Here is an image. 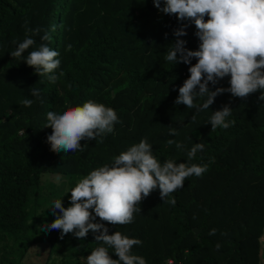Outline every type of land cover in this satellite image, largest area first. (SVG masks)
I'll use <instances>...</instances> for the list:
<instances>
[{
	"label": "trees",
	"instance_id": "obj_1",
	"mask_svg": "<svg viewBox=\"0 0 264 264\" xmlns=\"http://www.w3.org/2000/svg\"><path fill=\"white\" fill-rule=\"evenodd\" d=\"M182 23L189 22L160 12L153 0H0V264H85L102 245L91 231L83 239L71 233L61 239L62 230L41 231L56 218L48 208L56 199L69 207L79 180L111 166L114 157L145 138L161 163L189 162L187 152L203 143L189 163L208 164L207 171L171 194L175 205L164 203L157 188L142 200L133 223L112 225L99 217L96 222L109 234L140 239L132 252L147 264H264V100L259 98L264 90L246 98L225 92L202 111L177 105L191 65L164 57ZM36 28L38 35L27 32ZM186 30L181 39L198 50L195 24ZM45 33L50 40H41ZM26 34L36 42L28 51L41 43L59 51L54 73L39 76L23 57L11 56ZM197 62L194 58L192 65ZM229 81L230 76L209 88H228ZM31 88L39 89V96ZM26 98L31 106L20 104ZM89 100L115 109L114 131L81 141L83 151H51L47 113ZM225 105L235 124L212 131L210 118ZM170 129L179 135H170ZM169 139L183 149L167 145ZM56 177L68 190L52 186L44 193L47 179ZM37 244L47 250L33 251ZM109 253L118 259L112 249Z\"/></svg>",
	"mask_w": 264,
	"mask_h": 264
},
{
	"label": "clouds",
	"instance_id": "obj_2",
	"mask_svg": "<svg viewBox=\"0 0 264 264\" xmlns=\"http://www.w3.org/2000/svg\"><path fill=\"white\" fill-rule=\"evenodd\" d=\"M154 6L166 15H175L179 21H188L174 30L176 40L171 44L164 59L175 65L184 63L189 67L190 77L179 87L177 105H186L189 109L202 111L210 108L215 98L225 92L233 97L246 98L249 94L264 90V0H153ZM208 17L206 20L205 17ZM195 24V35L200 43L198 50L186 47L187 41L181 39L187 35V28ZM55 30V29H53ZM40 29H27L28 33L38 35ZM167 36V34H165ZM45 33L42 41L50 40ZM15 43V41H14ZM35 40L26 34L23 42L11 51L13 58L23 57L27 65L43 76L54 73L61 60L59 51L44 43L28 51L35 45ZM67 45V50H71ZM28 52L27 56L24 55ZM198 62L192 65V60ZM62 74V73H61ZM230 76V87H218L210 90L209 83L216 85ZM51 82L58 77L49 76ZM33 96H39V89L31 88ZM207 97L202 105L194 101ZM264 100V93L259 97ZM31 99L20 101L22 106H31ZM232 108L225 105L214 111L209 123L212 131L217 128L228 129L235 124L229 120ZM195 119V117H193ZM119 117L115 109L102 103L87 101L82 106L71 107L63 113L49 111L45 127L52 128L47 136V143L53 152L83 151V140H97L114 131ZM170 135H179L170 129ZM167 145H184L173 139ZM204 150L203 143H195L187 152L188 161H192L197 152ZM177 163L171 159L161 163L152 151L147 139L133 144L126 151L114 157L111 166L104 165L92 170L79 180L70 191V206L65 208L62 199L52 201L48 208L56 216L54 222L40 226V230H62L60 238L69 233L79 239L86 238L91 231L96 247L85 258V264H147L144 257L134 255L132 249L141 245L137 238H129L116 231L109 234L108 227L96 222L97 217L112 225H127L134 222V214L141 211L140 203L157 188L164 203L176 204L172 193L184 187L187 178L200 177L208 169V164ZM94 211V214H93ZM215 229L211 234H215ZM217 244V248H219ZM112 249L118 259L109 253Z\"/></svg>",
	"mask_w": 264,
	"mask_h": 264
},
{
	"label": "rangeland",
	"instance_id": "obj_3",
	"mask_svg": "<svg viewBox=\"0 0 264 264\" xmlns=\"http://www.w3.org/2000/svg\"><path fill=\"white\" fill-rule=\"evenodd\" d=\"M49 175H47L45 177V179L48 177ZM54 184V185H51ZM46 189H44V193H48V188H51L52 186L53 189L55 188V190H60L62 188V190H68V186H63V180H60L59 177L54 178H48L47 179V183H46ZM55 197V196H54ZM46 245L45 244H37L34 246L33 251L39 250V251H44L46 249ZM47 250V249H46ZM262 252H264V235L262 237Z\"/></svg>",
	"mask_w": 264,
	"mask_h": 264
},
{
	"label": "built area",
	"instance_id": "obj_4",
	"mask_svg": "<svg viewBox=\"0 0 264 264\" xmlns=\"http://www.w3.org/2000/svg\"><path fill=\"white\" fill-rule=\"evenodd\" d=\"M167 263L168 264H174V262L172 260H169Z\"/></svg>",
	"mask_w": 264,
	"mask_h": 264
}]
</instances>
